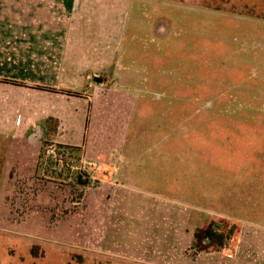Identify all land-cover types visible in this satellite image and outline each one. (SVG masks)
Here are the masks:
<instances>
[{
    "label": "rangeland",
    "instance_id": "374dc122",
    "mask_svg": "<svg viewBox=\"0 0 264 264\" xmlns=\"http://www.w3.org/2000/svg\"><path fill=\"white\" fill-rule=\"evenodd\" d=\"M103 1L126 11L124 40H135L137 54L145 49L167 88L148 94L155 104L134 126L144 137L130 147L149 153L136 174L148 182L138 198L166 213L168 232L193 234L184 264L210 252L228 256L240 220L220 214L221 198L230 199L231 218L247 217L234 205L240 184L254 175L264 184V0ZM158 154L161 173L146 168ZM110 180L78 150L54 143L42 145L36 174L18 172V142L0 135V264H176L175 252L130 259L98 238L72 236L70 220L82 215L89 190L108 185L109 193Z\"/></svg>",
    "mask_w": 264,
    "mask_h": 264
},
{
    "label": "crops",
    "instance_id": "0c3cea01",
    "mask_svg": "<svg viewBox=\"0 0 264 264\" xmlns=\"http://www.w3.org/2000/svg\"><path fill=\"white\" fill-rule=\"evenodd\" d=\"M116 6L103 0H0V135L18 142V172L39 171L44 143L76 149L109 172L110 192L108 185L89 190L83 216L70 220L71 233L78 230L72 236L98 238L106 251L130 259L151 260L156 253L166 259L175 252L176 264H184L194 236L185 238L178 227L168 232L166 213L138 198L148 182L136 174L149 153L130 147L143 140L133 130L155 104L148 94L167 88L146 65L145 49L137 54L130 49L135 40H124L126 11ZM146 74L149 80L141 76ZM160 156L146 158V168L164 171ZM253 177L240 184L244 191L234 204L247 217L231 218L230 199L221 198L220 214L240 220L224 247L228 256L210 252L191 264H264V184Z\"/></svg>",
    "mask_w": 264,
    "mask_h": 264
},
{
    "label": "built area",
    "instance_id": "2783aa9c",
    "mask_svg": "<svg viewBox=\"0 0 264 264\" xmlns=\"http://www.w3.org/2000/svg\"><path fill=\"white\" fill-rule=\"evenodd\" d=\"M51 149H48L47 150V155L49 156V157H53L56 161H58L59 162V167L60 166H62L61 164V162H62V155H57L56 153H55V150L52 148V147H50Z\"/></svg>",
    "mask_w": 264,
    "mask_h": 264
},
{
    "label": "water",
    "instance_id": "95a60500",
    "mask_svg": "<svg viewBox=\"0 0 264 264\" xmlns=\"http://www.w3.org/2000/svg\"><path fill=\"white\" fill-rule=\"evenodd\" d=\"M96 83H101L102 82V80L101 79H98V78H96L95 80H94ZM79 182H80V180H81V177H79Z\"/></svg>",
    "mask_w": 264,
    "mask_h": 264
},
{
    "label": "flooded vegetation",
    "instance_id": "af4514ba",
    "mask_svg": "<svg viewBox=\"0 0 264 264\" xmlns=\"http://www.w3.org/2000/svg\"><path fill=\"white\" fill-rule=\"evenodd\" d=\"M209 238H213V237H212V236H210V237H208V239H209Z\"/></svg>",
    "mask_w": 264,
    "mask_h": 264
},
{
    "label": "trees",
    "instance_id": "16d2710c",
    "mask_svg": "<svg viewBox=\"0 0 264 264\" xmlns=\"http://www.w3.org/2000/svg\"><path fill=\"white\" fill-rule=\"evenodd\" d=\"M211 240V238H209Z\"/></svg>",
    "mask_w": 264,
    "mask_h": 264
}]
</instances>
